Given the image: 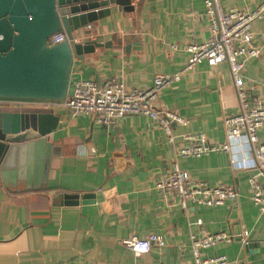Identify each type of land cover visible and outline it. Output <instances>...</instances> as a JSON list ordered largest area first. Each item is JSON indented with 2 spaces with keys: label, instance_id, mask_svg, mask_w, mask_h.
<instances>
[{
  "label": "crops",
  "instance_id": "0c3cea01",
  "mask_svg": "<svg viewBox=\"0 0 264 264\" xmlns=\"http://www.w3.org/2000/svg\"><path fill=\"white\" fill-rule=\"evenodd\" d=\"M221 1L225 8L255 10L264 0ZM131 6L124 10L110 4L109 15L73 32L76 42L100 46L83 60L73 59L70 85L78 78H115L127 88H149L156 74L185 66V44L209 36L203 0H131ZM251 26L261 52L245 63L244 84L264 104V13ZM154 106L186 120L173 125L174 142L145 115H125L107 127L93 116H72L60 103L0 97V114L58 117L47 135L46 172L27 155L10 163L11 170L0 169V264H191L192 236L243 230L247 246L233 239L203 255H225L230 264H264V211L251 200L248 182L256 172L248 163L237 168L231 163L247 150L246 138L234 140L225 152L177 154L185 134L202 133L210 143L226 141L224 120L239 110L228 64H196L161 90ZM257 137L264 144V124ZM174 163L192 180L233 184L235 203L171 205L154 184ZM87 193L93 197L84 203L81 198L78 204L64 203L66 195ZM151 235L163 244L153 243L146 253L134 255L126 244Z\"/></svg>",
  "mask_w": 264,
  "mask_h": 264
},
{
  "label": "built area",
  "instance_id": "2783aa9c",
  "mask_svg": "<svg viewBox=\"0 0 264 264\" xmlns=\"http://www.w3.org/2000/svg\"><path fill=\"white\" fill-rule=\"evenodd\" d=\"M205 15L209 22V36L201 43H187L184 50L189 53L185 66L175 73L156 74L149 88H127L123 82L115 79H74L69 84L70 96L62 101L42 100L63 104L72 116H93L102 126H111L125 115H145L152 126L164 131L167 141L174 142L172 132L174 124H184V117L172 110H158L154 106L159 92L169 84L179 81L182 74L192 70L196 64L204 61L210 66L226 62L229 66L233 87L239 102L236 114L224 120L226 141L210 143L202 133L183 135L184 144L177 154L183 157H199L211 152H225L231 149V143L245 137L247 150L239 158H231L236 166H248L255 174L248 180L250 198L260 211H264V144L258 142V131L264 124V104L251 96L245 87L243 70L245 63L259 56L261 47L255 43L252 22L264 13V1L255 10L225 8L221 0H203ZM89 26V25H88ZM66 35L58 31L48 39L49 45L62 42ZM175 49V45H171ZM19 100V99H17ZM94 149H91L93 151ZM262 180V181H261ZM154 187L167 197L171 205L182 209L189 204L214 206L237 198V189L233 184L212 185L204 180H192L187 171L176 163L165 174L156 179ZM197 223H201L198 220ZM248 231L239 233L217 232L200 237H191V264H230L225 255L206 257L203 250L219 242L239 239L244 246L249 244ZM160 246V236L151 235L145 239L126 241L134 255L148 252L152 244Z\"/></svg>",
  "mask_w": 264,
  "mask_h": 264
},
{
  "label": "water",
  "instance_id": "95a60500",
  "mask_svg": "<svg viewBox=\"0 0 264 264\" xmlns=\"http://www.w3.org/2000/svg\"><path fill=\"white\" fill-rule=\"evenodd\" d=\"M110 4L133 8L131 0H0V97L62 101L70 96L73 59L83 60L100 46L76 42L73 32L109 15ZM58 31L65 39L49 45ZM57 121L52 113L0 114V169L11 170L10 163L27 155L46 172L47 135ZM87 197L93 196L69 194L64 203L78 204L79 198L84 203Z\"/></svg>",
  "mask_w": 264,
  "mask_h": 264
}]
</instances>
